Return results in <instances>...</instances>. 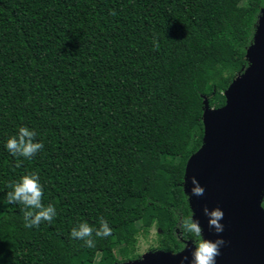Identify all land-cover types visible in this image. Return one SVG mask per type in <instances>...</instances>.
Wrapping results in <instances>:
<instances>
[{
	"label": "trees",
	"instance_id": "1",
	"mask_svg": "<svg viewBox=\"0 0 264 264\" xmlns=\"http://www.w3.org/2000/svg\"><path fill=\"white\" fill-rule=\"evenodd\" d=\"M263 9L264 0H0V264L135 261L152 228L151 252L192 243L179 224L191 214L183 177L202 145L203 101L224 106ZM20 127L44 145L30 160L5 147ZM30 172L57 214L25 228L6 194ZM101 217L112 234L93 233L95 248L71 238Z\"/></svg>",
	"mask_w": 264,
	"mask_h": 264
},
{
	"label": "water",
	"instance_id": "2",
	"mask_svg": "<svg viewBox=\"0 0 264 264\" xmlns=\"http://www.w3.org/2000/svg\"><path fill=\"white\" fill-rule=\"evenodd\" d=\"M246 56L249 67L225 90L224 106L210 108L204 99L202 145L187 160L183 177L203 237L225 241L216 264H264V9ZM193 177L204 188L202 196L191 193ZM205 207L223 211L222 233L209 228ZM186 244L178 253L148 252L121 264H190L194 246Z\"/></svg>",
	"mask_w": 264,
	"mask_h": 264
},
{
	"label": "clouds",
	"instance_id": "3",
	"mask_svg": "<svg viewBox=\"0 0 264 264\" xmlns=\"http://www.w3.org/2000/svg\"><path fill=\"white\" fill-rule=\"evenodd\" d=\"M115 13H113L114 15ZM158 48L159 45L156 44ZM37 133L27 127H20L18 133L9 137L6 141V150L17 158L25 160L32 159L38 152H40L44 145L42 142L36 141ZM17 167L20 166L18 162ZM193 187L191 188L192 195L197 197L204 194V188L201 187L198 181L193 177L191 179ZM8 187L12 189L7 192V203L22 205L24 227L33 228L39 227L42 222L52 223L56 216V209L52 204L45 206L43 200V187L40 183L39 175L35 172H30L22 176L19 180L10 182ZM187 198L190 197L186 194ZM204 215L208 218L207 224L209 228L213 229L216 234L223 232V225L220 221L224 217V213L219 208L209 210L207 207L203 209ZM195 213L192 211L187 217L181 219L179 228L181 235L192 237L191 241L194 248L191 252L190 264H216V257L220 255V248L225 244L221 238L216 240H209L203 237V229L198 220L194 219ZM95 237L107 238L112 234V229L108 222L101 217L99 220V227L94 229L88 223H80L74 227L70 236L73 239L82 240L84 246L87 248H95ZM187 244L185 245V248ZM182 259H187L184 257Z\"/></svg>",
	"mask_w": 264,
	"mask_h": 264
},
{
	"label": "rangeland",
	"instance_id": "4",
	"mask_svg": "<svg viewBox=\"0 0 264 264\" xmlns=\"http://www.w3.org/2000/svg\"><path fill=\"white\" fill-rule=\"evenodd\" d=\"M136 229L137 225L132 226V230L135 231ZM156 245V230L152 228L146 238L142 236L138 237L136 252L142 256L148 252H151L150 249L154 248Z\"/></svg>",
	"mask_w": 264,
	"mask_h": 264
}]
</instances>
